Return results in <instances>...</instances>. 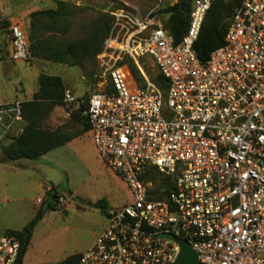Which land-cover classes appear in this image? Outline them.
Masks as SVG:
<instances>
[{
  "label": "built area",
  "instance_id": "2783aa9c",
  "mask_svg": "<svg viewBox=\"0 0 264 264\" xmlns=\"http://www.w3.org/2000/svg\"><path fill=\"white\" fill-rule=\"evenodd\" d=\"M212 1L193 0L177 42L157 9L105 10L113 22L97 58L107 76L83 108L65 89L61 108L85 117L130 199L106 209L103 230L77 264H174L179 245L166 235L188 241L196 264H264V0H242L223 44L201 61L193 45ZM8 33L9 58L27 59L24 30L13 23ZM146 58L165 90L145 73ZM21 102H0V145L22 131ZM19 251L17 235L0 236V264H14Z\"/></svg>",
  "mask_w": 264,
  "mask_h": 264
},
{
  "label": "rangeland",
  "instance_id": "374dc122",
  "mask_svg": "<svg viewBox=\"0 0 264 264\" xmlns=\"http://www.w3.org/2000/svg\"><path fill=\"white\" fill-rule=\"evenodd\" d=\"M56 1L0 0V102L30 99L37 90V76L40 72L60 75L67 89L80 97L98 89L102 85L101 81L107 76L106 74L102 76L103 70L97 57L92 65L86 68L38 58L28 57L19 61L9 58L8 23H17L27 35L29 13L37 9L54 7ZM176 1L89 0L87 4L91 7L80 13L76 21L88 22L100 11L123 7L124 3L133 5L141 13L157 9L164 19L168 15L165 9ZM79 35V27L74 23L64 38L74 39ZM143 69L149 78L157 75L151 59H144ZM40 125L44 129L70 133L73 138L45 153L40 160L44 161L46 166H42L39 171L30 167L36 159H23V162L11 164L2 163L12 166L13 169L12 171L0 169V198L16 197L8 205L17 208L15 213L17 228H21L22 222L29 215L23 212L25 205L27 208L33 206V201L25 203L20 196L34 200L43 182L41 176L45 175L47 178L44 187H54L58 194L55 200L56 209L48 210L32 231L22 264L41 262L57 264L65 256L89 248L106 224L103 213L91 204L98 199H105L111 205L109 207H117L130 199L126 184L120 176L105 166L92 142L89 130L80 119L66 117L61 106H56ZM16 163L26 164L19 166ZM44 187L46 192L48 188Z\"/></svg>",
  "mask_w": 264,
  "mask_h": 264
},
{
  "label": "trees",
  "instance_id": "16d2710c",
  "mask_svg": "<svg viewBox=\"0 0 264 264\" xmlns=\"http://www.w3.org/2000/svg\"><path fill=\"white\" fill-rule=\"evenodd\" d=\"M241 1H212L193 45L201 61H204L213 49L223 44L233 13ZM192 2L193 0H177L173 5L165 9L168 15L163 19V23L174 36L176 42L185 33ZM89 7L91 5L87 3L76 5L68 0H57L54 7L31 11L28 15V31L26 35L29 58H38L80 68L91 66L97 54L102 50L105 38L112 25L113 17L105 11H100L97 16L88 22L76 21L79 18V14L89 9ZM74 23L78 25L80 35L74 39H65L64 36L70 31ZM8 25L10 24L8 23ZM118 63H125L135 83L138 86H143V77L131 59L123 58ZM87 74L89 75L88 72ZM152 80L159 88L165 90L166 82L159 73L152 77ZM65 89H67L66 84L60 75L45 72L38 74L37 90L30 99L21 100V112L24 122L22 131L11 140L0 145L1 164H11L20 159L35 160L73 138L70 133L56 129H44L40 125L41 121L54 107L62 105ZM90 94L82 95L81 97L77 96L81 108L84 107ZM71 117L80 119L88 130L89 127L84 116L75 113ZM151 177L155 180L158 176L153 174ZM164 182L165 179L160 178L158 188L161 189ZM167 189L166 187L165 190H161L155 197H164ZM45 193L35 214L21 230L10 229L5 232L17 235L20 240V251L14 264H22L32 231L42 220L44 214L48 210L56 209L55 200L58 198L56 189L50 187ZM91 205L100 209L102 213L109 207L105 199H98ZM79 257L80 252H76L65 256L57 264H77ZM37 264L47 263L41 262Z\"/></svg>",
  "mask_w": 264,
  "mask_h": 264
},
{
  "label": "crops",
  "instance_id": "0c3cea01",
  "mask_svg": "<svg viewBox=\"0 0 264 264\" xmlns=\"http://www.w3.org/2000/svg\"><path fill=\"white\" fill-rule=\"evenodd\" d=\"M43 155L40 156L39 158H37L35 160V163L30 164V167L32 169L39 171V170H41L42 166H46V163L44 161L40 160L41 158H43ZM22 160L23 159H20V160H18L16 162H23ZM25 164L26 163H19L17 165L25 166ZM3 166H5V167H3ZM2 168H4L6 171H12V169H13L12 166H7V165L0 164V169H2ZM41 177L43 179L42 180L43 182L40 185V188L38 189V194H37V196L35 197L34 200L30 199L27 196H20L22 198L23 202H25V203L27 201H31V202L33 201V206H30L29 208H27L26 205H25V208H24L23 212H24V214L25 213H29V215L22 222L21 228H17L18 226L16 224V214L15 213H17V208H14V207H11V205H8V203H10L11 200H15L16 197H14V196H12V197L4 196L2 199L0 198V236H2L7 230H10V229L21 230L24 227V225L33 217V215L35 214L36 210L38 209V206L40 204L41 198H43L45 196V194H44L45 190L43 189V187L47 184L46 183L44 185V183L47 182V178H46L45 175H43ZM5 184H8V183H5ZM50 186H53V185H50ZM46 188H49V186H47ZM1 204H3V205H1Z\"/></svg>",
  "mask_w": 264,
  "mask_h": 264
},
{
  "label": "water",
  "instance_id": "95a60500",
  "mask_svg": "<svg viewBox=\"0 0 264 264\" xmlns=\"http://www.w3.org/2000/svg\"><path fill=\"white\" fill-rule=\"evenodd\" d=\"M264 201V199H263ZM168 238L175 240L179 245V253L174 264H196V253L190 243L183 238L173 235H166ZM27 237V234H26Z\"/></svg>",
  "mask_w": 264,
  "mask_h": 264
}]
</instances>
